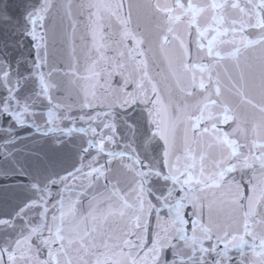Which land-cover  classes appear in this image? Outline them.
<instances>
[{
  "label": "snow or ice",
  "instance_id": "snow-or-ice-1",
  "mask_svg": "<svg viewBox=\"0 0 264 264\" xmlns=\"http://www.w3.org/2000/svg\"><path fill=\"white\" fill-rule=\"evenodd\" d=\"M0 264H264V0H0Z\"/></svg>",
  "mask_w": 264,
  "mask_h": 264
}]
</instances>
